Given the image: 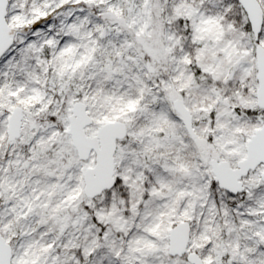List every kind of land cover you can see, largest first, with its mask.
I'll list each match as a JSON object with an SVG mask.
<instances>
[{
    "label": "snow or ice",
    "instance_id": "6c2138e0",
    "mask_svg": "<svg viewBox=\"0 0 264 264\" xmlns=\"http://www.w3.org/2000/svg\"><path fill=\"white\" fill-rule=\"evenodd\" d=\"M0 264H264V0H0Z\"/></svg>",
    "mask_w": 264,
    "mask_h": 264
}]
</instances>
